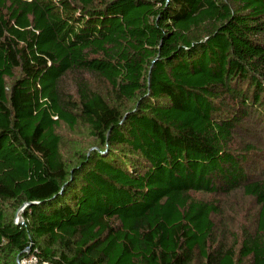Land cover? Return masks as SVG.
Returning <instances> with one entry per match:
<instances>
[{
	"label": "trees",
	"instance_id": "16d2710c",
	"mask_svg": "<svg viewBox=\"0 0 264 264\" xmlns=\"http://www.w3.org/2000/svg\"><path fill=\"white\" fill-rule=\"evenodd\" d=\"M260 159L264 0H0V264H264Z\"/></svg>",
	"mask_w": 264,
	"mask_h": 264
},
{
	"label": "rangeland",
	"instance_id": "374dc122",
	"mask_svg": "<svg viewBox=\"0 0 264 264\" xmlns=\"http://www.w3.org/2000/svg\"><path fill=\"white\" fill-rule=\"evenodd\" d=\"M252 165H256V169L255 173L251 175V177L256 179L258 178V175L261 174V172L264 173V160L260 159V161H255L250 166ZM221 200L224 205V217H226V221L224 222L223 226L227 227L230 231L235 229L237 230L239 225H248V223H250L251 217L255 215L257 210V207L253 201L250 199H245L241 195H234L226 198L225 200L222 198ZM16 213L14 214V219Z\"/></svg>",
	"mask_w": 264,
	"mask_h": 264
},
{
	"label": "water",
	"instance_id": "95a60500",
	"mask_svg": "<svg viewBox=\"0 0 264 264\" xmlns=\"http://www.w3.org/2000/svg\"><path fill=\"white\" fill-rule=\"evenodd\" d=\"M26 207V205L24 204L22 207H20L18 210H17V213H16V216H15V223H18V224H22L23 221H22V211L23 209Z\"/></svg>",
	"mask_w": 264,
	"mask_h": 264
},
{
	"label": "built area",
	"instance_id": "2783aa9c",
	"mask_svg": "<svg viewBox=\"0 0 264 264\" xmlns=\"http://www.w3.org/2000/svg\"><path fill=\"white\" fill-rule=\"evenodd\" d=\"M20 264H37V260L35 258H30L20 262Z\"/></svg>",
	"mask_w": 264,
	"mask_h": 264
}]
</instances>
